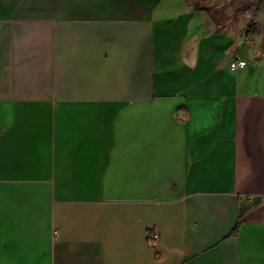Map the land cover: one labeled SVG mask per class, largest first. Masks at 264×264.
Masks as SVG:
<instances>
[{"label": "crops", "instance_id": "obj_1", "mask_svg": "<svg viewBox=\"0 0 264 264\" xmlns=\"http://www.w3.org/2000/svg\"><path fill=\"white\" fill-rule=\"evenodd\" d=\"M256 36L187 0H0V264H264Z\"/></svg>", "mask_w": 264, "mask_h": 264}, {"label": "rangeland", "instance_id": "obj_2", "mask_svg": "<svg viewBox=\"0 0 264 264\" xmlns=\"http://www.w3.org/2000/svg\"><path fill=\"white\" fill-rule=\"evenodd\" d=\"M185 1V0H180ZM190 1V0H187ZM198 1V0H191ZM201 4L207 7V12L213 20L221 27L231 26L235 23L243 21L245 12L244 5L248 0H199ZM264 23V14H263ZM257 37V36H255ZM253 38V40L255 39ZM245 53L250 57L252 63L256 62L255 76L261 77V88L264 89V51L261 50L258 54H252V51L245 44ZM250 47V46H249Z\"/></svg>", "mask_w": 264, "mask_h": 264}, {"label": "trees", "instance_id": "obj_3", "mask_svg": "<svg viewBox=\"0 0 264 264\" xmlns=\"http://www.w3.org/2000/svg\"><path fill=\"white\" fill-rule=\"evenodd\" d=\"M193 7L197 10L201 9L207 11V7L201 4L199 0L193 1ZM243 8L245 12L243 18V23L245 25V38L251 40L258 33L262 32L263 40L260 46L261 50L264 51V0H248Z\"/></svg>", "mask_w": 264, "mask_h": 264}, {"label": "built area", "instance_id": "obj_4", "mask_svg": "<svg viewBox=\"0 0 264 264\" xmlns=\"http://www.w3.org/2000/svg\"><path fill=\"white\" fill-rule=\"evenodd\" d=\"M248 61L244 58H237L234 61L231 62L232 68H243L247 65ZM154 237H157L158 233L157 231L154 232Z\"/></svg>", "mask_w": 264, "mask_h": 264}, {"label": "bare ground", "instance_id": "obj_5", "mask_svg": "<svg viewBox=\"0 0 264 264\" xmlns=\"http://www.w3.org/2000/svg\"><path fill=\"white\" fill-rule=\"evenodd\" d=\"M155 232V231H154ZM154 232H152V235L154 234ZM158 233V232H157ZM154 236V235H153ZM158 236V235H157Z\"/></svg>", "mask_w": 264, "mask_h": 264}]
</instances>
